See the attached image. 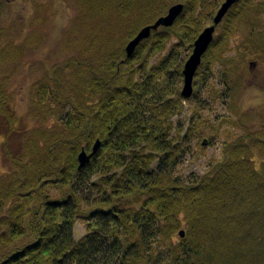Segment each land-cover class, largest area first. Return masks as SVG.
Returning <instances> with one entry per match:
<instances>
[{
    "label": "trees",
    "instance_id": "16d2710c",
    "mask_svg": "<svg viewBox=\"0 0 264 264\" xmlns=\"http://www.w3.org/2000/svg\"><path fill=\"white\" fill-rule=\"evenodd\" d=\"M68 1L85 25L68 37L77 56L64 64L73 74L38 81L46 93L28 112L34 126L16 125L0 83L8 166L0 176V264H264L263 117L241 114L252 126L225 141L207 171L188 182L172 177L183 151L171 123L181 109L175 85L182 74L169 59L175 47L191 50L211 24L209 4L195 15L193 0ZM256 2L237 0L228 10L193 85L217 62L224 92L240 98L251 61L264 66V2ZM175 3L183 10L174 23L151 31L126 58L129 39ZM238 35L240 54L224 57ZM172 38L168 55L137 73ZM96 139L99 149L78 169V151L89 153ZM85 182L90 194L97 186L96 197L79 193ZM79 219L87 232L75 239Z\"/></svg>",
    "mask_w": 264,
    "mask_h": 264
},
{
    "label": "rangeland",
    "instance_id": "374dc122",
    "mask_svg": "<svg viewBox=\"0 0 264 264\" xmlns=\"http://www.w3.org/2000/svg\"><path fill=\"white\" fill-rule=\"evenodd\" d=\"M193 1L196 15L203 11L202 5L206 4H209L206 10L215 13L223 0ZM263 2L264 0H257L256 3ZM78 12L74 1L68 0H0V83L11 101L18 127L35 125L34 120L28 119L30 117L28 112L34 108L39 110L42 92L46 93L40 89L39 80L49 78L53 73H57L60 79L66 77L69 79L73 74V71L69 73L64 63L69 58L77 56L76 50L74 51L71 48L72 44L68 42L69 35L73 37L78 31L84 33L85 25L78 23L74 18ZM207 25L209 24L203 26ZM240 38L238 35L235 40L229 41L224 57L236 60L241 51L238 45ZM175 41L176 39L172 38L166 49L150 57L146 67L138 68L137 73L150 68L167 56L169 47ZM191 51L192 47L191 50L175 47L173 53L176 57H170L169 61L179 65L182 70ZM259 66L251 61L245 73V81L242 83L240 98L234 100L223 90V68L220 63L214 64L211 75L208 72L196 77L197 83L193 85V89H197L195 97H182L180 94L182 77L178 79L175 86L182 101L181 109L172 116L171 123L173 134L177 133L176 139L183 151L174 169L172 176L174 179L188 182L207 171L211 164L219 160L223 143L252 126L250 121L239 119L242 117L241 114H257L264 118V66L261 65L260 69ZM54 67L62 69L52 72ZM172 73L175 72L171 71L175 78V74ZM44 105L46 108L48 103L44 102ZM51 113L52 111L48 109L47 115ZM50 122L51 120L46 124ZM194 127L200 128L198 132L194 131ZM2 140L0 136V176L8 170V166L2 160ZM259 162L260 160L256 158V164ZM92 178L98 179V176ZM88 187L85 182L77 189L85 197H91L92 194L96 197L97 186L92 194ZM52 192H55L54 189ZM86 232V223L77 220L73 227V237L78 239Z\"/></svg>",
    "mask_w": 264,
    "mask_h": 264
},
{
    "label": "water",
    "instance_id": "95a60500",
    "mask_svg": "<svg viewBox=\"0 0 264 264\" xmlns=\"http://www.w3.org/2000/svg\"><path fill=\"white\" fill-rule=\"evenodd\" d=\"M237 0H223L216 12L212 16L211 24L205 26L202 31L197 35L192 44V51L188 58L185 60L181 74H182V87L180 94L182 97H190L193 91V78L196 70L201 62L202 55L207 50L208 46L213 40L215 29L217 25L222 21L228 10L233 6ZM183 10L182 3H175L171 5L164 15L159 16L154 22L144 25L141 27L136 34L126 43L125 54L126 57H130L137 45L143 40L150 36L151 31L158 29L161 26H171L176 18L180 15ZM100 147V140L96 139L91 147L89 153L83 148L77 154L78 169L83 167L90 158L97 152ZM179 235H184V230L179 231ZM49 264V263H46Z\"/></svg>",
    "mask_w": 264,
    "mask_h": 264
}]
</instances>
